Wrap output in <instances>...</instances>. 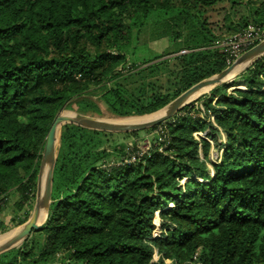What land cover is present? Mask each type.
Segmentation results:
<instances>
[{
    "label": "trees",
    "instance_id": "obj_1",
    "mask_svg": "<svg viewBox=\"0 0 264 264\" xmlns=\"http://www.w3.org/2000/svg\"><path fill=\"white\" fill-rule=\"evenodd\" d=\"M217 1L0 0V232L9 190L17 209L34 198L54 115L70 101L99 111L90 85L112 113L140 115L226 67L206 17ZM230 2L245 5L242 26L264 32V0ZM153 13L152 36L177 45L139 59L133 30ZM240 78L201 99L203 117L188 104L161 122L162 139L141 153L122 133L63 125L47 219L0 264H264V55ZM194 131L225 135L211 169L199 152L210 142Z\"/></svg>",
    "mask_w": 264,
    "mask_h": 264
},
{
    "label": "rangeland",
    "instance_id": "obj_2",
    "mask_svg": "<svg viewBox=\"0 0 264 264\" xmlns=\"http://www.w3.org/2000/svg\"><path fill=\"white\" fill-rule=\"evenodd\" d=\"M242 1H247V2L250 1L249 5H251V4L255 5V3L259 2V0H242ZM245 13H246L245 5L242 2L238 5L234 4L232 6L230 0H218L214 5H212L210 8H208V10L206 12V17H207L209 26L213 29V31L217 35V39L219 40V39L223 38L224 36L232 35L238 31H240L241 29L245 28L244 27L245 25L242 26L243 21L241 19V17ZM158 18H159L158 14L153 13L150 15L147 25L142 30H140V32L139 31L137 32L135 29L133 30V40H132L131 45L134 46L133 52L135 53V55L139 59H142L143 57L145 58V57L149 56V54H147V49H148L149 53L173 51L175 49L174 44L173 43L171 44L169 42L168 38H166V37L154 39V40L151 39L153 29L156 28L157 24L161 25V24H159L160 22L157 21ZM183 33H184V31H182V36H183ZM165 56H171V55L166 54ZM236 59L237 58L231 60L230 62H227L226 66L233 63ZM253 63L249 64L246 68L238 71L231 78L221 82L218 85L213 86L208 91H205V92L199 94L196 98L191 100L188 103L191 106L193 105V107H194L193 110H191V113L193 115L198 116V117H203V112L201 110L202 106L199 104V103H201V99L204 96L211 95L212 90L217 88V87H221L222 90L225 89L226 91H231V89L233 87H235V85L230 86V83L235 82V81H241L240 76H241L242 72L245 69H247L250 65H252ZM101 90H102L101 84L100 85H90L89 88L85 92L86 94H84L85 97L90 98L93 101L97 102V104L99 106L98 112L77 111L76 106L74 103H72V101L66 103L63 107H61V109H59L58 112H61V113H69V112L81 113V114H87V115H90L93 117H97L100 119H102V118L103 119H105V118H117V119L122 118V119H128L127 122H135V121L139 122L141 120V118L146 117L150 113H152V112H150L147 114L144 113V114H140V115H137V114L136 115H117V114H114L107 109L105 102L100 99ZM170 101H168L167 103H169ZM188 104H186V105H188ZM165 105H163V106H165ZM197 108H199V110H196ZM153 112H155V111H153ZM176 113L172 117H169L163 121H165V123H167V121H171L172 118L174 120V118H176V115H177ZM178 115H179V113H178ZM138 117H140V118H138ZM136 118H138V119H136ZM208 119H209V117H208ZM163 121H161V122H163ZM124 122H126V120ZM161 122L157 123V124H160V126L157 128L156 127L151 128L152 126H150V127H146L144 129H140V130H132V131H135V133H133L132 131L116 132V133H122V134L115 135V138H117V139L121 138L123 143H127L128 146H131L132 142L136 143V145L138 146V150H139L138 152L141 153L143 150L149 148L154 140L162 139L160 134L163 132V125L164 124H161ZM157 124H155V125H157ZM105 132H110V131H105ZM208 140L210 142V147L208 149L206 156L203 157L201 149H199V152H200L201 158L205 160L207 166L211 169V164H210L211 161H218L222 155L223 147H222L221 143L225 141V135L223 133H218L217 134V142H214L210 138H208ZM58 146H59V140H58ZM126 150H127V147H126ZM38 168H39V162H38L37 167H36L34 198L32 199L31 202H29L30 204L24 205L22 208L17 209L15 202L18 199V193L16 192V190L14 188H11L9 190V192L7 194V197H8L7 203L1 212V219L6 224L7 228L3 232H0V233H6V232L14 229L15 227H17L21 223L25 222L28 219V217L30 216L34 202H35ZM11 219H12V221L14 220V222H12ZM46 219H47V215L40 222L43 224L46 221ZM157 259H158V254L155 252L153 254V260H157ZM165 261L169 262L170 260L166 259Z\"/></svg>",
    "mask_w": 264,
    "mask_h": 264
},
{
    "label": "water",
    "instance_id": "obj_3",
    "mask_svg": "<svg viewBox=\"0 0 264 264\" xmlns=\"http://www.w3.org/2000/svg\"><path fill=\"white\" fill-rule=\"evenodd\" d=\"M262 55H264V40L256 43L241 53L233 63L226 66L219 72L190 85L165 106L148 115L152 116L144 117L139 122H113L87 114L57 112L51 120L45 136L37 173L35 202L31 214L25 222L15 227L11 233H0V253L19 246L22 241L31 235V233L39 230L42 225V223L39 222V219L43 214L45 217L48 213L51 202L53 167L57 155L60 130L63 125L75 124L90 129L110 132L140 130L153 126L169 117H172L181 107L196 98L199 94L196 96L195 94H197L200 90L206 87L212 88L213 86L229 79L228 75L236 65L247 61V64L242 68L244 69L249 64L258 60Z\"/></svg>",
    "mask_w": 264,
    "mask_h": 264
},
{
    "label": "built area",
    "instance_id": "obj_4",
    "mask_svg": "<svg viewBox=\"0 0 264 264\" xmlns=\"http://www.w3.org/2000/svg\"><path fill=\"white\" fill-rule=\"evenodd\" d=\"M262 40H264L263 31L254 25L248 24L245 28L232 35L224 36L219 40L216 39L213 46L223 52L227 58V62H230ZM185 51L186 49L181 50V52ZM209 119L213 121V116H210ZM193 136L197 140H199L200 137L208 139L204 131H194ZM132 159L134 158L132 157Z\"/></svg>",
    "mask_w": 264,
    "mask_h": 264
},
{
    "label": "bare ground",
    "instance_id": "obj_5",
    "mask_svg": "<svg viewBox=\"0 0 264 264\" xmlns=\"http://www.w3.org/2000/svg\"><path fill=\"white\" fill-rule=\"evenodd\" d=\"M247 64V61H245V62H241L240 64H238V65H236L234 68H233V70L231 71V73L228 75V78H231L234 74H236L239 70H241L245 65ZM210 89V87H206V88H204V89H202V90H200L197 94H195V96L196 95H198V94H200V93H203V92H205V91H208ZM69 113H71V112H69ZM150 116H152V115H150ZM150 116H146V117H150ZM138 118H140V117H138ZM138 118H136V119H138ZM144 118V117H143ZM103 119V118H102ZM142 119V118H141ZM103 120H106V121H113V122H123V121H127L128 119H122V118H105V119H103ZM130 120V119H129ZM132 120V119H131ZM44 219V214L42 215V217L39 219V222L41 221V220H43ZM13 231V229L12 230H10V231H8V232H12ZM7 234H9V233H7ZM1 237V236H0Z\"/></svg>",
    "mask_w": 264,
    "mask_h": 264
},
{
    "label": "crops",
    "instance_id": "obj_6",
    "mask_svg": "<svg viewBox=\"0 0 264 264\" xmlns=\"http://www.w3.org/2000/svg\"><path fill=\"white\" fill-rule=\"evenodd\" d=\"M163 37H166V36H162V37H159V38H163ZM159 38H154V37L151 35V39H152V40H154V39H159ZM166 38H167V37H166ZM168 40H169V39H168ZM169 42H170L171 44L173 43V44H174V47H176V45H177L176 42H174V41H170V40H169ZM181 50H182V49H181ZM181 50H179V51H177V52H178V53H183V52H181ZM185 52H186V51H185ZM173 54H175V53L172 52L170 55H173Z\"/></svg>",
    "mask_w": 264,
    "mask_h": 264
}]
</instances>
